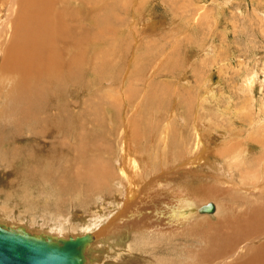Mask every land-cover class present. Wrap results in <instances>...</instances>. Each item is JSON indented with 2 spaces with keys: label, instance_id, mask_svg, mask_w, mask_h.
Instances as JSON below:
<instances>
[{
  "label": "rangeland",
  "instance_id": "1",
  "mask_svg": "<svg viewBox=\"0 0 264 264\" xmlns=\"http://www.w3.org/2000/svg\"><path fill=\"white\" fill-rule=\"evenodd\" d=\"M9 1L0 0L3 47L17 19L8 16ZM77 4L69 0L67 13L77 14ZM93 4L77 14V24L91 31V58L74 67L72 79L60 80L58 95L42 99L39 119L23 121L33 97L11 99L20 74H2L0 66V224L57 237L84 234L85 222L105 228L120 210L123 182L117 189L118 182L114 188L97 181L91 163L100 158L110 171L119 169L125 140L147 200L141 195L126 207V226L95 238L90 225L87 264H261L252 256L264 247V227L255 229L254 217L264 211V0ZM196 141L204 155L191 166ZM88 174L95 191L85 183ZM188 195L216 211H195L178 229L182 224L165 216Z\"/></svg>",
  "mask_w": 264,
  "mask_h": 264
},
{
  "label": "bare ground",
  "instance_id": "2",
  "mask_svg": "<svg viewBox=\"0 0 264 264\" xmlns=\"http://www.w3.org/2000/svg\"><path fill=\"white\" fill-rule=\"evenodd\" d=\"M73 1H77L80 3V5L77 4L78 7L76 9H74V11L78 12L77 14L80 13L79 11L82 10L81 9L82 7L85 8L84 4H89V3L93 2V3H95V5L93 4V7H95L96 3H97V0H73ZM68 2H69V0H10L9 1L10 10H9L8 16H16L17 15V19L15 21V24H14L13 29H12V33H11L9 40H8L7 44L5 45V47H3L1 42H0V66H1L2 74L8 73V71L13 70V69L15 71L17 70V72L20 74V75L15 76V78L18 81L17 84H19V85H18V89H17V85L11 89V93L13 95H15L13 97L11 96L12 97L11 99H14L15 101H17V100L21 99V97L22 98L29 97V96L33 97L32 104L31 105L27 104L21 112V113H23L22 115L24 116L23 121H25L26 123L31 119L34 120V119L38 118L39 113H40V111H42L41 109L43 108L42 107L43 105L41 103L42 99L45 98V100H46L47 96L58 95V92L60 91V88L58 86L62 83L61 81H66V80L72 79L73 74H74L73 73L74 67L76 65L86 64L88 59L91 58V56L89 54L91 53L90 47H91V45H93V39L91 40L87 37V36H91L90 35V33H91L90 28L87 25L84 26V28H83L80 23L77 24V21L79 20L77 14H75L73 12L67 13L68 11L66 10V8H67L66 5ZM87 10L88 9H86V11ZM86 11L84 13L88 17L86 19L89 22L91 20V17L89 14L91 11H88V12H86ZM96 21H97V19H96ZM93 22L95 23V21H93ZM79 30L82 32V34L79 32ZM3 31H4V29L0 28V38L4 34ZM98 32H101V30H98ZM0 41H1V39H0ZM62 46H64V48H62ZM88 70H90V69H88ZM10 73H12V72H10ZM12 75H14V74H12ZM1 77H4V76L2 75ZM6 79H8V78H6ZM57 79H59V80H57ZM1 80H5V79L0 78V83H1ZM54 86H56V88H57L56 91H52ZM70 91H71V89H70ZM72 92H74V90ZM97 114H98V112H97ZM164 132L167 133L166 129L164 130ZM198 138H200V137H198ZM125 143H126V141L124 140V144L121 146L123 148V154L121 155L123 157V161L121 160L123 163H122V165L119 166L120 167L119 169L115 168L114 171H110V170H112L113 167L105 164L106 161L102 162V164H101L100 158L95 159L93 164L91 163L92 167H91L90 173L95 174L97 181H101L105 185H108L109 187L112 186L114 188H116L115 184H116V182H118L117 189H120V184L123 182L121 185V189H120L121 191H119V193L121 194L123 202H122V204L120 203L121 204L120 210L117 211V209H116L115 212H117V214L115 217H113L112 219L107 217V218H109L108 219L109 221H107L106 227L102 228V230H100L101 229L100 226L98 227L100 229L97 228V230H94L96 227V225L94 223H90V222L86 223L85 222L84 228L86 230H84V234H88L91 239L83 247V253H82L83 258H84L83 264H87L86 248L89 244H91L93 242L94 237L97 238L103 234L109 233L110 230H107V228H109L110 226L111 227H113V226H119V227L126 226L125 217H123V213H122L123 211L128 209L126 207L131 206V204H136V203H134L135 200H137L139 202V200H140L139 197L141 195L143 196L144 201L147 200V197H146L147 195H145L144 191L143 192L140 191V189L135 184V181L133 179V173H135L133 170L134 162H133V160L130 159V164L128 163L129 158H127L126 156L128 155L129 151L125 147L126 146ZM195 145H196V147H194V150L197 149L199 151H197L198 153H196V157L193 158V161L195 163H189V165H191V166L198 164L204 155L203 153H200V145L198 146V141H196ZM96 149H97V147H96ZM95 151H94V153H95ZM204 153H206V152H204ZM77 156H78V154H77ZM192 157H194V156H192ZM80 159H81V156H80ZM215 161H217V160H214V162ZM80 162H82V161H80ZM204 162H205V160H204ZM210 162H212V161H210ZM214 162H212V163H214ZM118 163H119V161H118ZM218 163H220V162H218ZM79 164H81V166H84L85 162L83 165H82V163H79ZM206 164H207V162H206ZM88 166H89L88 168H90V163ZM81 169H83V168L81 167ZM221 169H223V168H221ZM85 170L86 169H84V171ZM112 172H117L119 174V177H116L117 180L112 177V175H111ZM139 172H141V171H139ZM87 173L88 172H86V174ZM78 174L79 175H77V173H76V175L79 176L78 179L81 180L82 175L85 173L79 171ZM88 175L89 176H87V178H86L87 180H85V183L91 187L92 191H95L96 186L94 188L93 184H92V180H93L94 176H92L91 174H88ZM77 176H75L76 180H77V178H76ZM121 177L123 178L122 181H120ZM164 177H166V176H164ZM248 184H250V183H248ZM160 185L161 184H159V186ZM164 186H165L164 188L166 189V184ZM152 188H153V186H152ZM161 188H163V187H161ZM246 188H247V186H246ZM150 189H151V187H149L148 190H150ZM88 190H90V189H88ZM143 190H145V189H143ZM209 190H211V189H209ZM150 192H152V191H150ZM182 192L185 195L189 194V192L187 190L182 191ZM91 193H93V192H91ZM206 193H207V190H206ZM206 193H205V195H206ZM147 194H148V191H147ZM154 195H152L153 199H154ZM150 196H148V197L150 198ZM177 196H178V194H177ZM201 196H202V194H201ZM119 197H120V195H119ZM121 197L119 199H121ZM180 197H183V195ZM195 199H196L195 201L191 200L190 196H189V199L187 198V199H184L181 201H180V199H178L179 202L177 201L178 203L176 205L174 204L173 207L169 206L170 209L167 210L168 217L165 214L166 215L165 217L167 218V220L168 219L171 221L174 220V221L178 222V224H182L181 226L177 225L178 229H182L183 226H185L187 223L190 222L191 218L195 214V211L197 213H200L201 215L202 214H208V215L214 214V212L216 211V207L212 202H210L213 206V209L211 212H199L198 207L201 205H198V203L202 200L200 199V196H196ZM244 200H245V198H244ZM115 204H116V202H115ZM140 205H141V203H140ZM105 208H106V206H105ZM167 208L168 207H166V209ZM185 209H189L188 215L183 216V217H179L180 219L177 220V217L175 218V215L177 216V214H180V211H183ZM110 211L111 210H109L107 212V216L110 213ZM113 211H114V209H113ZM243 212H244V210H243ZM136 214H139V212ZM136 214H135V216H136ZM133 215L134 214H132V212H131V217ZM142 215L143 214L140 213V217ZM248 215H250V214L248 213ZM226 217H224V218L226 219ZM254 217H255V221L257 222L255 229H257L259 227L262 229L264 227V225H263V223H264V211H262V212L257 211V213L254 214ZM225 219H224V221H226ZM230 219H232V218H230ZM95 221H96V223H99L100 222L99 217ZM157 221H158V219H157ZM169 222L167 221V225ZM219 223H223V222H221V220H220ZM223 224H225V223H223ZM235 224H237V223H235ZM1 225L8 226L5 224H1ZM90 225L93 227V230L97 232L96 234L94 233V235H93L94 237L89 233H85V232H87V230H89L91 228ZM169 225H171V223ZM102 226H104V225L102 224L101 227ZM9 227H12V226H9ZM170 227H167L168 232L171 231V234L175 233L176 231H174V228L172 226H170ZM217 227H218V225H217ZM21 228L25 229L24 227H21ZM117 229H118V227H117ZM262 230H264V229H262ZM26 231H28V230H26ZM178 231H181V230H178ZM213 231H214V229H213ZM220 231L221 230H219V232ZM258 231H256V232H258ZM28 232H30V231H28ZM181 232H183V231H181ZM32 234H34V233H32ZM84 234H82V235H84ZM36 235H42V234H36ZM43 236H50L52 238H57V236H53V235H49V234H45ZM78 236H80V235H78ZM213 242L216 245L218 243L217 238H216V242H215V239H213ZM219 244H222V243H219ZM227 244H229V243H227ZM223 245H225V244H223ZM136 247H139V244L138 245L136 244ZM225 247H226V245H225ZM225 247H224V249H225ZM227 249H228V247H227ZM260 250L262 252L257 250L258 253H256L255 255L252 256V260L254 262L260 261L261 264H264V247L262 246ZM218 251L223 253L222 250H218ZM224 251H226V249ZM221 253H219V254H221ZM229 253H232V251L231 252L229 251ZM261 255H263V256L260 259Z\"/></svg>",
  "mask_w": 264,
  "mask_h": 264
},
{
  "label": "water",
  "instance_id": "3",
  "mask_svg": "<svg viewBox=\"0 0 264 264\" xmlns=\"http://www.w3.org/2000/svg\"><path fill=\"white\" fill-rule=\"evenodd\" d=\"M212 209L210 202L198 207L199 212ZM90 239L88 234L52 238L0 224V264H83Z\"/></svg>",
  "mask_w": 264,
  "mask_h": 264
}]
</instances>
